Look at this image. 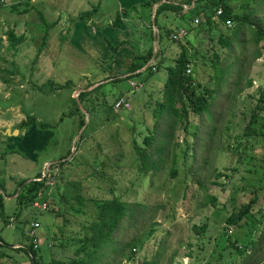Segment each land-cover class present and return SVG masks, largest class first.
Segmentation results:
<instances>
[{
    "label": "rangeland",
    "instance_id": "rangeland-1",
    "mask_svg": "<svg viewBox=\"0 0 264 264\" xmlns=\"http://www.w3.org/2000/svg\"><path fill=\"white\" fill-rule=\"evenodd\" d=\"M247 1L255 8L254 18L262 19L264 0H231V5L234 11L241 13L247 10L244 6ZM3 3L5 5L0 6V37L3 43H8L6 31L9 29L23 35V39L16 53L3 49L4 56L15 59L17 67H13V74L4 71L0 75V181L5 183L10 193L8 195L0 189L4 191L3 213L8 221L6 223L0 215V236L5 241L0 250L11 253L14 258L7 261L1 257L0 264H18L15 259L22 260L21 264H32L27 251L13 250L12 245L15 242H28L23 235L24 229L36 221L31 220L29 213H34L39 207L20 205L16 199L19 192L14 194V191L23 178L40 180L45 176L48 177L46 184L49 187L43 204L47 203V208H44H50L47 211L51 213H41L39 216L42 227L40 225L37 230V244L46 261L50 257V241L41 234L45 229L50 235L58 228H64L71 234L73 230L81 229L82 223L90 222L87 214L76 213L71 206L95 217L97 209L92 199L119 197L131 204L157 205V209L151 212L145 209L141 217L135 214L132 225L125 223L123 229H117L115 239L118 246L136 235L142 237L149 228L154 231L146 238L144 245L133 249L137 251L134 259L129 260L121 256V252L113 254L107 249L106 261L112 264H140L143 258L155 256L162 247L163 264H239L237 252L229 253L224 248L228 244L224 231L231 211L237 212L243 203L249 202L254 187H262L259 201H264V101L261 100L264 91V39L257 43L254 40L255 31L249 27L244 28L237 38L229 36L226 27L220 28L223 36L233 40L235 59L243 54L240 84L251 78L252 86L240 93L235 92L232 79L237 77L241 62L234 60L233 74H229L223 92H218L210 105L216 115L218 129L213 136L212 147L205 149L212 121L210 118L206 120L205 114L189 112V119L175 128L176 141L171 144L168 153H161L163 159L158 160L159 153L154 151L158 143L165 140L166 119L162 115L158 122L159 129L156 128L153 109L163 98L167 69L174 65L183 44L190 52L197 51L199 60L200 54L216 51L228 61V48L219 44L218 35L206 31L195 37L187 36L191 39L189 44L185 39L187 37L180 39L181 43L174 42L166 30L171 33L181 26L188 29L189 24L181 12L167 10L169 22L166 27L162 28L160 20L163 14L158 17L160 29L157 36L167 53L165 59L161 56L164 61L159 71H153L149 77L145 72L141 73V77L132 80L139 85L137 88L130 85L129 79L99 85L94 83L99 76L90 74V78L81 81L85 84L77 85L81 74H88V71H83L87 65L83 66L80 58L65 50L53 65V57L58 51V34L64 33L63 30L59 32V26L66 27L70 17L76 18L88 10L94 11L90 20L93 17L107 19L108 12L112 14L115 6L113 0H3ZM26 4L30 7L27 12L23 11ZM180 4L184 7L182 12L186 14L195 3ZM139 8L136 15H141L145 10L140 5ZM128 23L135 26L134 30L145 32V36L141 37L142 42L147 37L151 41L152 30L147 28L144 21L134 18ZM240 38L244 39L242 43ZM258 51H261V55L256 58ZM0 64L5 68L10 66L3 60ZM191 66L196 82L215 87L209 66H203L202 60ZM88 68L95 70L90 65ZM3 76L10 77L12 82H3ZM58 85L64 86L57 88ZM80 90L87 93L82 99L79 97L81 92L78 94ZM121 96L130 107L111 110L110 105ZM72 97L76 101L78 98L89 114V122L84 130ZM29 117L48 124L47 128L22 124ZM195 125L199 130L197 137L186 135L182 130L187 126L192 132ZM247 127L254 129V134L246 135ZM7 128L19 129V133L6 135L2 131ZM154 129H158L156 136L151 146H147L144 138L149 130ZM192 141L195 147L185 157L184 151ZM136 144L149 154L151 152L152 161H158L156 167L143 166ZM62 162L65 163L59 166ZM172 164L177 168L175 177L170 175ZM40 171L42 176L35 177ZM219 171L227 172L230 176H217ZM58 194L82 195L85 200L79 201L73 197L60 199ZM207 194L214 195L216 201H209ZM27 217L30 221L25 223ZM204 222L207 223L206 230L199 232L195 226ZM258 233L255 232V235ZM239 236L242 234L239 233ZM125 252L129 253V245L125 246ZM53 255L67 258L73 254L71 250H55ZM252 261L264 264V240Z\"/></svg>",
    "mask_w": 264,
    "mask_h": 264
},
{
    "label": "trees",
    "instance_id": "trees-1",
    "mask_svg": "<svg viewBox=\"0 0 264 264\" xmlns=\"http://www.w3.org/2000/svg\"><path fill=\"white\" fill-rule=\"evenodd\" d=\"M24 0H20L22 2ZM160 0H146L144 6L147 8H152L153 5ZM182 4L193 5V8L187 11L184 14V7L180 3H173V2H163L159 4L156 8V25L159 26L158 17L163 12L167 10L181 12V15L184 19L187 20L188 32L187 36H197L202 32H208L209 34H216L218 35L219 44L225 48H228V57L230 59L226 61V57H221L219 53L216 51H212L211 53L205 52L200 54V60L203 62V66L210 67V78L213 80V84L215 87H208L205 84L200 83V81L196 82L193 76V73H187L188 65H192L194 63H198L199 56L197 51L190 52L186 45H182V51L178 57L175 58V62L173 66L168 67L167 69V77L165 84L162 89V99L158 102L157 106L154 107V116L157 121L156 128L158 127V122L162 119V115L166 119V131L163 133L165 140L163 143L159 142L158 145L155 147L154 152H158V160L163 159L161 153L166 151L168 153L169 147L171 144L176 141L174 139L175 128L177 125L185 120L189 119V112H193L194 115H206V120L212 121L211 133L209 135L208 141L205 140V149H209L212 147V141H214L213 136L216 135L218 129L216 128V115L210 109V105L216 98V94L218 92H223L227 78L229 74H233V66L234 60H240L241 65L239 66L238 75L232 82L236 88L235 92L240 93L244 90V88L252 86V79L247 78L245 79L244 84L241 83V79L239 78L243 72V58H241L240 54L238 58L235 59L233 44L230 39H227V36H223L220 32V28L226 27L229 31V36L232 38H237V35H240L243 32L244 28L249 27L254 29V40L258 43L262 39H264V17L262 19H256L255 16V8L252 7L251 3L247 1L245 3V7L247 10L241 13H237L234 11L231 0H176ZM263 1V0H262ZM15 3V2H13ZM3 0H0V6H4ZM26 8L23 11L27 12L28 8L30 9L29 5L26 4ZM218 10H222V13L219 16V19L215 20V15L217 14ZM94 11H83L74 19H79L83 21L90 20ZM121 12V11H120ZM117 14V17L114 20L115 25H119L123 16H128L129 14ZM198 19L199 22L197 24L194 23L195 19ZM226 20H232V25L227 26L225 25ZM234 24V25H233ZM236 26V27H235ZM163 28V27H162ZM170 30H166L167 34ZM6 35L8 38V43H3V38L0 37V61L3 60L6 63H9L10 66L8 68L2 67L0 64V75L4 71L13 74V67H17L15 59H8L3 54V49L6 51L13 50V53L18 51V47L21 45L23 35H18L14 29H9L6 31ZM186 36V37H187ZM47 37L44 39L46 40ZM184 38V37H183ZM171 39L174 42L181 43L180 39ZM187 44L191 42L190 37L185 38ZM241 43L244 39H241ZM109 49L114 52L116 50V46H113L111 43L107 42ZM242 45V44H241ZM230 48V49H229ZM233 50V52H232ZM153 54V47L150 46L149 49L144 52L137 54L135 59L133 60L131 66L129 67V71H134L136 69L142 68L144 65L149 62ZM261 55V51H258L256 58ZM161 56L163 57V50H158L156 57L159 58L158 61L156 60L154 64L149 66L144 72L147 76H151L153 71H159L162 67V60ZM164 58V57H163ZM165 59V58H164ZM192 68V66H191ZM143 73V72H141ZM141 74H133L130 75L129 78H135L140 76ZM3 82L10 84L12 79L10 77H2ZM122 79V78H121ZM118 79V80H121ZM68 85V84H67ZM64 85H58L57 88H61ZM231 93V92H230ZM86 92H81L80 98L82 99L86 96ZM121 98V97H120ZM120 98H116L115 100H119ZM125 99V98H124ZM261 100L264 101V91L261 94ZM115 102L110 105L111 110H116ZM72 102L74 104L75 110L80 114V125L83 126L85 121V114L80 109L78 102L74 97H72ZM259 108H261L259 106ZM88 111H90L88 109ZM22 124H26V126L31 125H38L39 128L45 129L47 128L48 124L43 122H38L34 117H29L28 121H24ZM150 129V128H148ZM159 129V127H158ZM158 129L149 130V134H147L144 138V141L147 146H151L153 138L156 136L155 131ZM165 129V128H164ZM186 135H191L192 137H197L199 134L198 127L194 128V131H189L187 126L182 129ZM152 131V132H151ZM255 130L250 129L247 127L245 129L246 135L254 134ZM205 138V137H204ZM174 145V144H173ZM172 145V147H173ZM137 149V153L139 154L140 158L143 161V166L148 168L151 166L156 167L158 161H152L150 157L151 152L149 154L148 151H145L143 147L135 145ZM195 147V142H189L187 145L186 150L184 151L185 157L188 155V151ZM70 151H68L69 153ZM68 153L63 156L65 158ZM175 160V159H174ZM151 162L153 164H151ZM65 162L59 164L63 165ZM226 169H228L226 167ZM170 175L175 177L177 175V168L175 164H172L170 168ZM217 176L226 175L230 176L227 172L219 171ZM42 176V172H38L35 177ZM48 177H43V179H36L31 180L30 182H26L29 178H23L18 182V186L14 191V194L19 192L17 195V201L22 206H30L35 207L33 204L35 201L43 203L47 198V188L49 187L47 183ZM262 187H254L253 189V197L249 200V202L243 203L237 212L231 211L229 216L226 219L225 231L226 240L228 244L224 246L227 248L229 253L237 252L240 260L239 264H255L253 262V258L257 255V251L261 247L263 240H264V201H259V191ZM0 189H3L6 194H10L7 191L6 185L4 182L0 181ZM4 195L0 193V215L3 220L8 223L7 217L5 213H3L4 207ZM60 199H68L73 197L75 200L83 201L85 197L82 195H59ZM207 199L211 202L216 201V197L212 194L206 195ZM94 205L96 206L97 213L96 216L88 213L87 211L77 208L75 206H71V210L78 213L81 212L90 219V222L82 223V228L79 230H73L70 234L64 228H58L55 233L51 234L48 237V246L50 248V257L46 261L43 259L44 255L41 252L40 247H35L33 242L28 240L26 244V248H23L27 251L28 256L32 262V264H112L110 261H106L107 249L108 251L113 254L121 252V256L126 257L129 260L135 258L137 251L133 250L134 248H140L141 245L145 243L146 238H148L154 231L153 228H149L146 232L143 233V236H134L131 237L124 243H119L117 245V240L115 239V232L117 229H123L124 224L128 223L132 225L134 223L135 214L138 217H141L143 211L146 209L147 212H151L152 210L157 209V205H147L141 202H136L135 204H131L127 201H123L119 197L107 198V199H92ZM257 204V205H256ZM135 206L137 208H135ZM37 208V207H35ZM135 209L137 211L135 212ZM41 210V211H39ZM47 210H50L48 208ZM45 209L37 208V211L34 213H29V216H32L31 220H37L41 225L40 214L41 213H51ZM45 211V212H44ZM53 211V210H52ZM21 212V211H20ZM22 213V212H21ZM34 215V216H33ZM51 215V214H50ZM53 218V214L51 215ZM29 217L26 218V222H29ZM54 219V218H53ZM263 222V225L261 224ZM260 225L262 227L260 228ZM207 223L204 222L199 226H195V228L199 232H204L206 230ZM231 228V230H229ZM259 233L255 235V232ZM239 233L242 236H239ZM28 239V238H27ZM5 244V241L0 236V248L2 245ZM129 245V253L125 252V246ZM162 250L163 248L160 247ZM159 249L155 256L143 258L140 264H163L162 254L163 251ZM55 250H71L72 257H55L53 254ZM221 257H223V254ZM9 254L0 250V258L4 256H8Z\"/></svg>",
    "mask_w": 264,
    "mask_h": 264
},
{
    "label": "crops",
    "instance_id": "crops-1",
    "mask_svg": "<svg viewBox=\"0 0 264 264\" xmlns=\"http://www.w3.org/2000/svg\"><path fill=\"white\" fill-rule=\"evenodd\" d=\"M145 1L146 0H113V2L115 3L113 12L111 14L109 11L108 18H103V20L99 17H93V20L88 21L79 19H74L72 21V19L75 17H70L66 27L64 25L59 26V32L63 30L64 33L58 34L59 43H56V46H58V51L57 55L53 57V65L57 63L59 56L62 55L65 50H67L68 53L72 52L74 54L72 56L80 58V61L82 63L84 62L83 66L87 65L84 66L85 68L83 71H88V74L82 73L80 76V80L76 82L77 85L85 84L81 81L83 79H87L90 74L93 75V77L99 76V78L94 82L99 85H104L105 83H107V81L109 82L122 78L131 80L130 85L133 86L131 82L134 81L132 80L141 77L142 75L135 78H129L130 75L141 74V72H144L148 68H145V66L147 65L146 64L140 69L129 71V67L131 66L137 54L146 52L149 49V45L151 44L153 50L157 45L160 50H163V57H167L166 50L161 47L159 39L158 41H156L155 39V35H158V31L160 29V27L156 25V23H154L153 19V9L155 4L152 8H145ZM98 5L100 6V2L98 3ZM139 5L142 6L145 10H143L141 15H136L135 12L139 11L140 9ZM120 11L123 15H129L126 17L124 15L120 24L115 25V15L117 17V14ZM133 13L135 15H132ZM162 14V19L160 18L162 22L161 24L162 27H166V23L169 22L168 14L166 12H163ZM134 18H136L137 21H144V24L147 26V28L152 30L153 34L151 41H148V38L150 37H147L144 42L141 41V37L145 36V32L134 30L133 27L135 26H131L128 23V21H133ZM55 25L58 26V24ZM133 37L135 38L134 41ZM137 39H139L140 41H137ZM107 42L111 43L113 46H116V50L114 52L109 49ZM53 54L54 53H52V55ZM156 60L157 57L155 56L152 64H154ZM88 65L95 68V70L93 71L89 69ZM76 83H73V85ZM41 234L47 239L49 236H51L47 229H45V232ZM25 241H28V239L26 238ZM27 243L28 242H23L19 244L15 242L13 243L12 248L13 250H23V248H26L25 246ZM4 258H6L7 261H9V259H14L11 253H9L8 256H4L3 259ZM15 261H17L18 264H21L23 262L22 260L19 261L16 259ZM25 263H28V261Z\"/></svg>",
    "mask_w": 264,
    "mask_h": 264
},
{
    "label": "built area",
    "instance_id": "built-area-1",
    "mask_svg": "<svg viewBox=\"0 0 264 264\" xmlns=\"http://www.w3.org/2000/svg\"><path fill=\"white\" fill-rule=\"evenodd\" d=\"M221 13H222V10H218L217 11V14L215 15V20L216 21L219 19V16H220ZM198 22H199V20L196 18L194 20V23L197 24ZM232 23H233L232 20H226L225 21V25H227V26H231ZM188 34H189L188 30L186 28H184V27H181L178 30L172 31L171 37L173 39H180V38L186 37ZM191 72H192V68H191L190 65H188L187 73L190 74ZM131 84L134 87H136V88L139 86L138 84H136L134 82H131ZM123 106L129 107L130 105H129V103L123 97H121L119 100L116 101L115 108H121ZM43 203H40L38 201H35L33 205L35 207H39V208H42V209L47 208V203H45V204H43ZM39 227H40V223L36 220V221L30 223L24 229V235H25V237L28 238V240H30L34 244H37V242L39 241L38 240V237H37V230H38Z\"/></svg>",
    "mask_w": 264,
    "mask_h": 264
},
{
    "label": "water",
    "instance_id": "water-1",
    "mask_svg": "<svg viewBox=\"0 0 264 264\" xmlns=\"http://www.w3.org/2000/svg\"><path fill=\"white\" fill-rule=\"evenodd\" d=\"M166 1H168V0H160L159 2L155 3V5H154V9H153V11H154V15H153L154 23H156V19H155V16H156V13H155V10H156V9H155V8H156V6H158L159 4H161V3H163V2H166ZM168 2H170V1H168ZM155 39H156V41H158V39H159V37L157 36V34L155 35ZM158 49H159V47L156 45V46L154 47L152 57H151V59L149 60V62L147 63V65L145 66V68H146V67H149L150 65H152V63H153V59L155 58V56H156V54H157V52H158ZM79 92H81V90L78 91V94H79ZM77 102H78V104H79V107H80L81 110L83 111V113L86 115L84 125L82 126V128H83L82 130H84L85 126H86L87 123L89 122V114L83 109V107H82V105H81V103H80V101H79L78 98H77ZM2 132H3L4 134H6V135H15L16 133H19V129L11 130L10 128H7L6 130H4V131H2ZM76 140H77V139H76ZM76 140H75L74 143H73L74 148H75ZM30 181H31V179H28L26 182H30ZM0 193H3V194H4V191L0 190Z\"/></svg>",
    "mask_w": 264,
    "mask_h": 264
},
{
    "label": "bare ground",
    "instance_id": "bare-ground-1",
    "mask_svg": "<svg viewBox=\"0 0 264 264\" xmlns=\"http://www.w3.org/2000/svg\"><path fill=\"white\" fill-rule=\"evenodd\" d=\"M34 244V243H33ZM35 247H38L39 245L38 244H34Z\"/></svg>",
    "mask_w": 264,
    "mask_h": 264
},
{
    "label": "clouds",
    "instance_id": "clouds-1",
    "mask_svg": "<svg viewBox=\"0 0 264 264\" xmlns=\"http://www.w3.org/2000/svg\"><path fill=\"white\" fill-rule=\"evenodd\" d=\"M187 29V28H186ZM188 30V29H187ZM126 100V99H125ZM127 101V100H126ZM130 107V106H129Z\"/></svg>",
    "mask_w": 264,
    "mask_h": 264
}]
</instances>
